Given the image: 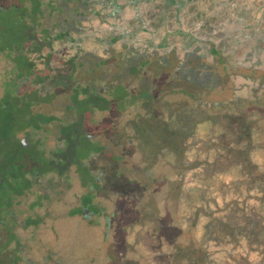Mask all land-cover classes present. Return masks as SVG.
I'll return each instance as SVG.
<instances>
[{
	"label": "rangeland",
	"instance_id": "1",
	"mask_svg": "<svg viewBox=\"0 0 264 264\" xmlns=\"http://www.w3.org/2000/svg\"><path fill=\"white\" fill-rule=\"evenodd\" d=\"M12 1L14 0H0V8L3 10L0 12V33L2 27L8 21H12L10 18L14 13L11 8L4 9ZM190 1L182 8L176 9L175 5L164 6V0H145L140 3L121 0L120 2H126V5L119 7L120 16L106 23H103L102 18L96 17L97 15L92 12L93 9H88L86 13L89 16H85L90 20L83 24L89 31L88 38L83 44L84 50L74 59L73 53L78 52L77 47H79L77 42L73 50L67 49L70 45L69 43L67 46V42L60 43L59 49L56 48V54H63L68 62L52 63L54 66L52 76L47 82L49 83L47 89L52 91V94L57 93V96L50 105L51 114H62L58 106L72 105L76 95L79 99L83 97L79 91L88 87L97 89L104 87L107 92L112 89L114 93L118 83H122L126 89L124 97L130 102L136 100L142 85L151 88L159 86L154 102L142 103L140 100V106L135 103L126 108L134 113L133 117L135 114L140 115L139 121L140 118L144 121H140L137 128L135 122L131 121L133 128L126 126V133L122 130V134L117 136L122 137L119 140H124L127 149L117 151L119 153L117 155H125L119 162L121 166L125 165L131 169L130 171L126 169L128 173L122 170L121 175H114L116 185L115 224L113 221L112 227L114 232H110L106 238L101 228L97 231L73 227V230L68 232L62 229L65 231L60 240L62 244L53 237V234L48 233L46 236L38 234L43 241L57 246L55 250L62 258V260L57 259L58 263L264 264V189L262 188L264 171L258 168V163L264 165V162L260 156L261 151L254 150L256 145L251 140L257 138L253 137L259 132L256 129H260L264 137V79L234 75L237 77L234 81L231 76V72L236 71L264 77V63L258 64L259 58L264 61V0H241L240 8L244 15L247 10L251 12L256 10L257 15L253 20H250V15L248 18L243 15L235 16L237 21L232 24L231 20L235 19L232 13L237 9H232V2L235 0ZM31 2L26 4L30 9H34L35 4ZM88 3H93V0H89ZM92 7L95 6L92 4ZM32 15L33 24L35 18L34 14ZM55 19L52 18L53 21ZM44 20L47 19L45 17L38 19V21ZM246 24H251L248 25L250 29H246ZM179 27L182 28V32L178 30ZM184 28L188 29L194 38L185 37ZM127 29L130 31L127 32ZM221 32H228L225 35L227 36L225 43V36ZM247 32L253 34L251 43L256 46L248 45L246 39L236 48L234 46L236 38L244 37ZM151 34L158 43L165 41L166 45L160 48L150 47L146 40ZM75 36L79 35L75 34ZM212 37L215 38L218 47L228 53L230 58L228 62L223 52L222 55L228 63L219 59L220 56L216 60V68L222 72L223 77L216 88L204 85L201 79L198 84H194L193 80L191 83L184 74L193 77L192 71L184 69L181 73L175 68V65H178V58H185V47L189 39H194L192 47H195L205 46V43L196 39L207 40ZM257 39L263 44L260 45L261 49ZM141 49H145V58L135 54ZM146 56L150 61L157 59L148 64L152 65L154 71L149 73L138 68L135 73L136 66L141 65ZM39 60L41 59H38L37 63L41 68L44 61L41 60L39 63ZM170 61L173 69L171 71L170 67H166L168 71L165 76L170 79L167 83L172 82V85L160 80L156 67L159 63L165 65ZM252 63L256 66H252ZM193 64H196V60ZM12 66H15L14 62L7 65L8 68ZM3 67H5L4 60H0V76ZM20 70L18 67L14 72L20 73ZM174 81L180 82L176 84ZM237 81L241 85L234 94V83ZM211 82L216 83V80ZM189 92L190 96L187 94ZM222 105L229 106L227 112ZM235 105H239L240 113L245 107L250 119L243 117L249 120L246 124L243 118L238 119L239 126L236 127L240 130L233 134L232 127L224 125L223 120L221 124L224 128L216 126L219 125L220 120L218 115L223 116V114H227L224 121L226 122L227 119L230 125L235 114ZM132 106H135V110ZM151 113L155 116L151 117ZM197 117L204 121L196 124ZM205 117L210 122L213 121L212 126L215 129L208 133L207 142L194 143L193 130L202 126L210 127ZM171 125L183 131L180 134L183 137L174 138L176 142L180 139L182 142L180 147H183L173 149L172 142H168L164 143L166 150L159 149L157 152V143H159L157 141L164 136L169 138L173 133L170 130L174 128L168 129L173 127ZM130 138H132L131 142H129ZM252 150L255 154H251ZM202 153L207 155L199 159ZM167 156L174 159L172 160L174 164L164 158ZM195 156L198 160L193 164ZM247 157H251L256 165L251 163L243 166L242 159ZM102 159L101 155L95 162L99 161L98 163L101 164L107 161ZM139 159L144 162L140 163ZM132 164L137 167H133ZM146 170L151 171L152 176L161 178V183L155 178L150 179ZM131 178L135 179V182H131ZM220 179L224 180L223 184L217 182V180L220 182ZM185 181L187 182L184 183ZM206 182L209 193L214 192L220 201L218 205L206 203L207 197L202 191ZM65 196L67 197L68 193ZM214 215L220 216L223 221L211 224ZM61 223L62 221L58 222L59 225ZM48 235L50 240L47 238ZM25 240L26 238L23 239ZM7 241H9L8 235L1 234L0 264H43L38 258L39 252L44 247L32 242L31 247L27 246L30 251H21V249L17 250L19 245L14 243L5 245ZM36 246L42 249H38V252ZM210 259L214 261L210 263ZM240 259H244L245 262H238Z\"/></svg>",
	"mask_w": 264,
	"mask_h": 264
},
{
	"label": "flooded vegetation",
	"instance_id": "2",
	"mask_svg": "<svg viewBox=\"0 0 264 264\" xmlns=\"http://www.w3.org/2000/svg\"><path fill=\"white\" fill-rule=\"evenodd\" d=\"M143 1L145 0H140ZM190 2L164 0L163 4H170V7L175 5L176 9H180ZM240 3L241 0L233 1L232 9H239ZM248 14L251 15V11L247 10L245 17ZM126 31L129 32L130 29ZM183 32L185 37L194 38L188 29L184 28ZM146 42L150 47H163L154 39L153 34ZM75 45L76 42L73 41L71 46L75 48ZM24 53L18 50H0V60H4L5 66L0 76V235L7 234L9 241L5 245H19L17 250L30 251L28 247L32 246V242L44 247L43 250L46 251L39 252L42 248L36 246L40 254L38 260L43 264L50 261L57 264V259L62 260L55 250L57 246L50 241H43L38 234H53L60 241L65 232L62 229L68 232L73 227L97 231L101 228L106 238L110 232H114V175H121L122 170L127 172L126 169H131L121 166L119 162L125 155H117V151L127 149L124 140H119L122 137L117 136L122 134V130L126 133V126L133 128L131 121L135 122L136 128L140 121H144L142 118L139 121L140 115L135 114L133 117L134 113L126 108L135 103L140 106L141 102H154L159 86L151 88L142 85L136 100L130 102L124 97L126 89L122 83H118L114 93L112 89L107 92L104 87H88L79 91L83 97L79 99L76 95L72 105L58 106L62 114H51L50 105L57 93L52 94L47 89V82L52 76L54 65L46 67L44 61L43 67L35 69V54L30 50L27 51L28 59L24 60L28 67L22 66L20 73H15L20 62L18 55ZM36 53L46 54V59L60 57L58 61L53 59L51 63L68 62L63 54L60 56L56 51ZM135 54L145 58V49ZM156 60L150 61L146 56L134 72L142 68L152 73V65L148 64ZM13 62L15 66L8 68L7 65ZM156 67L160 80L169 82L170 79L165 76L168 70L165 68L170 67L172 71V62L165 65L159 63ZM175 68L178 71V65ZM132 108L135 110V106ZM152 116H155L154 113H151ZM171 139L165 136L160 141L156 139L159 142L157 152L159 149L166 150L164 143L171 142ZM131 141L132 138L129 139ZM101 155L102 160L107 161L99 164L95 160ZM139 160L140 163L144 162ZM146 173H149L152 180H161L152 176L151 171L146 170ZM131 182H135V179L131 178ZM154 191L156 193V189ZM59 221H62L61 225L58 224Z\"/></svg>",
	"mask_w": 264,
	"mask_h": 264
},
{
	"label": "trees",
	"instance_id": "3",
	"mask_svg": "<svg viewBox=\"0 0 264 264\" xmlns=\"http://www.w3.org/2000/svg\"><path fill=\"white\" fill-rule=\"evenodd\" d=\"M33 2V4H35L34 9L33 8H29L28 5L26 4L27 2ZM89 0H14L10 3V5L5 6L4 9H8L11 8L12 12L14 13L13 16H11L10 19H12V21H8L3 27H2V32L0 33V50H18L19 52L24 51V54H19L18 58L20 60V62L18 63V67L21 69L22 66L24 67H28L27 63H24V60L28 59V55H27V51H33L34 52V58L36 60V62L34 63V68L37 69L38 67V63L37 60L41 59L43 61H45V66L46 67H51L52 66V58L50 59H46L44 56V53H36V52H54L56 51V48L59 49L60 43H64L67 42V46L70 43L69 47L67 49H73L74 47L71 46L72 42L75 41L78 43L79 47H77L78 52H74V59L76 56L79 55L80 52H82L84 50V42L85 40L88 38V29L86 28L84 24V22H88V20H90V18L86 17L89 16L87 12V10H92L93 9V13H95L97 16V18H102L103 19V23H106L108 20L113 19V18H117L118 16H120V12H119V7H124V5H126L125 3H121V0H93V3L89 4L88 3ZM131 1H135L136 3L140 2V0H131ZM31 2V3H32ZM93 6L95 7H92ZM86 5V6H85ZM113 6V7H112ZM241 8L239 6V9L237 8L235 13H233V16H245L243 14V12H240ZM2 8H0V12H2ZM34 12V13H33ZM256 10H253L251 12V18L250 20L255 19V14ZM34 14V22L35 23H31L32 22V17ZM86 15V16H85ZM213 15V14H212ZM249 15V14H248ZM47 19L46 21H38L39 18H44ZM55 17L56 19L53 21L52 18ZM215 17V16H212ZM248 18V17H246ZM38 21V22H37ZM235 21H237V17H235V19L231 20V24L235 23ZM218 24V21H217ZM248 25L251 24H246L245 27H247L246 29H250V27ZM215 26V24H214ZM219 26V24H218ZM234 26V25H233ZM231 29V28H230ZM179 31L182 32V28L179 27L178 28ZM217 30V29H216ZM148 30L146 29L145 32H147ZM217 33V31H216ZM223 36H225L228 32H221ZM75 34H78L79 36H75ZM90 36V35H89ZM253 37V34L247 32L245 33V36L243 37H237L236 38V42L235 43V47L237 48L238 45H241L240 43H244V41L247 39L248 40V45L251 44L253 47H255L256 45H253L251 42V38ZM150 38V37H149ZM115 39H117V37H115ZM114 39V40H115ZM153 40V38H152ZM151 40V41H152ZM201 41L202 43H205V46L202 45H196L195 47H192L193 43H194V39H189L188 41V45L187 47H185L186 49V53L184 54V59L182 58H178V72H184V69H189V71H192L193 73V77L190 76V74H184L187 75L188 78L187 81H191L192 80L194 82V84H198L200 79L202 81V83L210 88H216V85L220 84L222 82V72L220 70H218L216 68V60L218 58V56H220L219 59H221L223 62L228 63L230 62V58L228 56V53H225L223 51V49H221L220 47H218V43H216L215 38L212 37L211 39H196V41ZM149 41V39L147 40ZM227 41V36H225L224 39V43ZM259 39H257V42L259 43ZM256 42V43H257ZM166 43L162 42L161 46H165ZM263 45L262 42L259 43V47L260 49L262 48ZM252 47V48H253ZM252 48L250 50H252ZM236 50V49H235ZM249 50V51H250ZM248 51V52H249ZM223 52L225 53L227 60H229L227 62V60L223 57ZM247 52V51H246ZM61 56V55H60ZM248 55H246L247 57ZM72 57V58H73ZM60 57H54L53 59L55 60H59ZM196 60V64H193V61ZM258 64L263 65L264 61H262L261 58L258 59ZM227 65V64H225ZM252 66H256V64H251ZM43 71V69L41 70ZM51 72V70H50ZM246 76L248 78H252V79H256V78H261L264 79V77H260L257 75H254L253 73H243V72H231V76H233L234 81H236L237 77L236 76ZM183 76H182V80H183ZM216 80V83H212V80ZM180 82V81H179ZM241 85L240 82L237 81V83H234V94L237 93L238 87ZM190 96V92L187 93ZM243 104V103H242ZM241 105V104H240ZM244 105V104H243ZM236 106V105H235ZM238 106L237 105L234 108V112L235 114H233V119L229 125L227 119L226 122L224 121V119L226 118L227 114H223V116L218 115V117L220 118L219 120V125H217L216 127H220V128H224L223 124L226 126H229V128L232 127V132L233 134H236L238 130H240L238 124V119H242L243 117H246L247 119H250L247 116V110L245 109V107L243 108V110L238 111ZM223 109L225 112H227V109L229 106H223ZM221 112V110H220ZM236 117V118H235ZM206 118V117H205ZM207 119V118H206ZM208 120V119H207ZM216 120V117H215ZM223 120V124H221V121ZM204 120L200 117H197L195 119V123L196 124H200L201 122H203ZM244 123L246 124L248 121L246 119L243 118ZM208 122L210 123V127L205 128V126H202L201 128H197L194 129L192 134L194 136V143H204L207 142L208 139V133L213 132L212 129L214 130V126H212V122H210V120H208ZM225 122V123H224ZM173 126V125H171ZM200 126V125H199ZM174 128V129H172ZM168 129H172L170 130V132L173 131V133H171V136L169 138H172L171 142H172V148L174 149H181L182 147H180L181 145V141L180 139L178 140V142H176V140H174L175 136H179L180 138L183 136H180V134L183 132L182 130L179 131V128L176 126L173 127H168ZM211 129V131L209 130ZM221 130V129H220ZM257 130V134L253 135V137H257L256 139L253 138L251 140L254 141L255 143V149L254 150H260L261 151V158L262 161L264 162V137L261 135V131L260 129H256ZM244 131V130H242ZM175 134V135H174ZM243 134V132L241 133ZM240 134V135H241ZM174 136V137H173ZM236 145V144H234ZM171 148V149H172ZM245 148V147H244ZM258 148V149H256ZM254 150L250 151L251 154H255ZM248 152V153H250ZM190 155V154H189ZM197 155V154H196ZM207 153H202V156L198 157L199 159H203L204 156H206ZM167 158V161L169 163L172 162V160H174L173 158L167 156L164 157ZM191 158V156H190ZM194 158L195 161L193 164L197 163V156H195ZM193 158V159H194ZM251 160V161H250ZM188 161L191 160L188 159ZM258 163V160H256ZM167 162V163H168ZM174 164V162H172ZM189 163V164H190ZM251 163H253L254 165H256V163L252 162V158L251 157H247V159H242V165L246 166V165H250ZM258 168H260L262 171H264V165L262 163H258ZM236 172V171H235ZM162 180V179H161ZM160 180V183H161ZM223 179H220V182L217 180L218 183L223 184ZM187 181H185L184 183H186ZM262 185V184H261ZM262 188L264 189L263 185ZM202 191L204 192V196L207 197L206 198V203L210 204V205H218L219 204V200L217 198V196L215 195L214 192L209 193L208 191V185L207 182L205 183L204 188L202 189ZM263 193V192H262ZM212 223L211 224H217L219 221H223V218H221L220 216H216L214 215L212 217ZM248 242V241H246ZM263 245V244H262ZM203 254V253H201ZM214 259H210V263L213 262ZM238 262L244 263V259H240Z\"/></svg>",
	"mask_w": 264,
	"mask_h": 264
}]
</instances>
